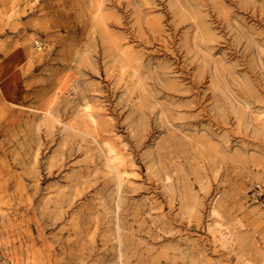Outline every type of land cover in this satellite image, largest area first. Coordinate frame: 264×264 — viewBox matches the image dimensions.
Returning a JSON list of instances; mask_svg holds the SVG:
<instances>
[{"label":"rangeland","instance_id":"1","mask_svg":"<svg viewBox=\"0 0 264 264\" xmlns=\"http://www.w3.org/2000/svg\"><path fill=\"white\" fill-rule=\"evenodd\" d=\"M0 264H264V0H0Z\"/></svg>","mask_w":264,"mask_h":264},{"label":"bare ground","instance_id":"2","mask_svg":"<svg viewBox=\"0 0 264 264\" xmlns=\"http://www.w3.org/2000/svg\"><path fill=\"white\" fill-rule=\"evenodd\" d=\"M38 43V48L40 46V40H36ZM67 75H61L59 79H57V84H55L54 89L47 93V95H43L42 101L40 102L39 109L46 115L51 114L52 109L55 107L56 103L58 102L60 96L70 88L72 85V82L74 81V78L76 77L72 74ZM76 79V78H75ZM95 106H92L91 108L83 107L80 109L79 113L77 114V120L76 123L82 126V128L86 129L91 134H96L100 137L101 143L104 145L105 149L108 151V153L113 157L123 158L124 157V148L120 146V140L116 139L115 134L109 129L102 128L105 133H99L98 126L102 123H100V110L94 108ZM101 128V127H100ZM101 131V130H100ZM123 182H126L128 180L127 176H123L122 178ZM220 229L225 234L226 238L229 240L231 237V230H229L228 227H226L223 224H220Z\"/></svg>","mask_w":264,"mask_h":264},{"label":"built area","instance_id":"3","mask_svg":"<svg viewBox=\"0 0 264 264\" xmlns=\"http://www.w3.org/2000/svg\"><path fill=\"white\" fill-rule=\"evenodd\" d=\"M36 44H37V46H38V43L36 42ZM40 46L39 47H42L43 46V42L42 41H40Z\"/></svg>","mask_w":264,"mask_h":264}]
</instances>
